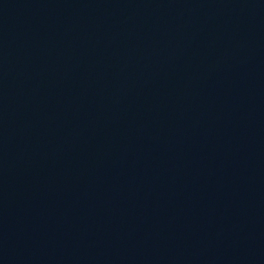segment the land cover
<instances>
[{
	"label": "water",
	"instance_id": "1",
	"mask_svg": "<svg viewBox=\"0 0 264 264\" xmlns=\"http://www.w3.org/2000/svg\"><path fill=\"white\" fill-rule=\"evenodd\" d=\"M0 264H264V0H0Z\"/></svg>",
	"mask_w": 264,
	"mask_h": 264
}]
</instances>
